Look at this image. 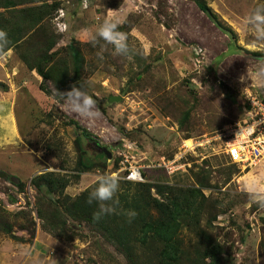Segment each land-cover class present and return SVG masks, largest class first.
I'll use <instances>...</instances> for the list:
<instances>
[{
  "label": "rangeland",
  "instance_id": "1",
  "mask_svg": "<svg viewBox=\"0 0 264 264\" xmlns=\"http://www.w3.org/2000/svg\"><path fill=\"white\" fill-rule=\"evenodd\" d=\"M42 4L49 13L0 57V264H128L107 231L131 233L135 260L155 263L160 243L141 240L129 216L143 212L139 183L198 190L201 218L176 232L177 264L196 261L208 236L222 249L219 264H264V207L248 193L253 177L264 182V166L231 164L217 146L182 149L185 139L244 119L250 97L264 93V23L253 19L264 15V0H36L16 8ZM109 10L128 57L93 42ZM71 47L82 56L79 78ZM23 53L29 65L51 56L43 64L50 77ZM74 84L96 101L93 117L53 94ZM133 164L144 167V181L127 184ZM111 174L124 216L100 229L73 202Z\"/></svg>",
  "mask_w": 264,
  "mask_h": 264
},
{
  "label": "trees",
  "instance_id": "2",
  "mask_svg": "<svg viewBox=\"0 0 264 264\" xmlns=\"http://www.w3.org/2000/svg\"><path fill=\"white\" fill-rule=\"evenodd\" d=\"M36 0H0V29L5 30L8 33L11 44L9 46H16L23 38H25L29 32L43 19V17L49 13V5H33L23 8H16L17 5L28 2H35ZM52 45H50L51 47ZM75 77L79 78L80 70L82 67V56L74 47L70 48ZM44 55V56H43ZM42 55L40 60L29 65V55L22 54L21 58L28 65L30 69L35 68L44 78L50 77L51 70H45L43 67L46 61L51 60V56ZM127 184H130L129 180ZM139 186L144 189L146 196L142 197V194L135 193L139 196L140 200L145 201L142 205L143 212L135 214V218L131 223H136L137 234L140 239L145 242L146 238H153L155 242L160 243V246L155 249L156 262L151 263H138L135 259V252L132 248V235L125 231H118L115 235L110 231H107L108 236H114L117 238L118 245L122 252L125 254L128 264H177L179 259V244L175 239L176 232L185 223L195 222L199 223L200 215L202 214L201 204L198 201V190L177 187L169 183H139ZM151 189H154V193L157 196H151ZM87 195H81L73 202L74 212L83 220H87L100 229H109L117 225L119 219H123V211L110 215H102L100 218L95 217V213L98 211V204L93 202L91 205L88 203ZM156 209V215L151 213L150 208ZM123 222V221H121ZM121 224V223H119ZM112 229V228H111ZM15 236H13L14 238ZM16 238V237H15ZM206 245L198 249L195 252L196 261L192 264H219V254L222 253V249L216 241H213L210 236L205 240ZM205 259H210V262H206Z\"/></svg>",
  "mask_w": 264,
  "mask_h": 264
},
{
  "label": "clouds",
  "instance_id": "3",
  "mask_svg": "<svg viewBox=\"0 0 264 264\" xmlns=\"http://www.w3.org/2000/svg\"><path fill=\"white\" fill-rule=\"evenodd\" d=\"M112 11H108L105 20L93 36V42L103 40L105 44L112 46L115 55L128 57L131 54V49L127 43V35L119 30L118 24L112 19ZM253 19L257 23H264V15L260 13V10H257ZM10 44L8 33L0 29V57L6 54ZM53 94L58 98V101H67L70 110L83 117L91 118L96 114V101L84 89L75 84L67 91H60L54 87ZM119 187L120 180L115 174L101 175L96 181L93 190L89 193L88 203L90 205L93 202L98 204V211L94 214L97 219L102 215L116 213L118 200L115 197ZM248 193L261 207H264V182L260 178L253 177L248 182ZM129 216L134 217L135 213L130 212Z\"/></svg>",
  "mask_w": 264,
  "mask_h": 264
},
{
  "label": "built area",
  "instance_id": "4",
  "mask_svg": "<svg viewBox=\"0 0 264 264\" xmlns=\"http://www.w3.org/2000/svg\"><path fill=\"white\" fill-rule=\"evenodd\" d=\"M202 138L194 141L192 147L213 151L217 146L231 164L243 168L264 166V93L250 97L244 119L224 125ZM186 148L189 147L183 144L182 149ZM143 168L139 164L130 165L125 179L144 181Z\"/></svg>",
  "mask_w": 264,
  "mask_h": 264
},
{
  "label": "bare ground",
  "instance_id": "5",
  "mask_svg": "<svg viewBox=\"0 0 264 264\" xmlns=\"http://www.w3.org/2000/svg\"><path fill=\"white\" fill-rule=\"evenodd\" d=\"M185 144L189 148H191L193 146V142L192 141H189V139H185Z\"/></svg>",
  "mask_w": 264,
  "mask_h": 264
},
{
  "label": "water",
  "instance_id": "6",
  "mask_svg": "<svg viewBox=\"0 0 264 264\" xmlns=\"http://www.w3.org/2000/svg\"><path fill=\"white\" fill-rule=\"evenodd\" d=\"M109 155V154H108Z\"/></svg>",
  "mask_w": 264,
  "mask_h": 264
}]
</instances>
